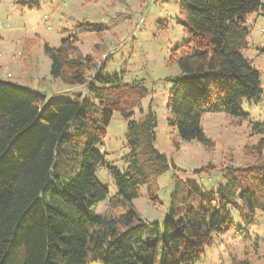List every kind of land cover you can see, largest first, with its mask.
Masks as SVG:
<instances>
[{
    "label": "trees",
    "instance_id": "16d2710c",
    "mask_svg": "<svg viewBox=\"0 0 264 264\" xmlns=\"http://www.w3.org/2000/svg\"><path fill=\"white\" fill-rule=\"evenodd\" d=\"M263 8V0L181 1L188 41L173 50L180 48V74L169 79L167 99L174 147L212 146L201 125L205 114L250 121L240 104H258L262 91L259 71L242 53L251 33L245 24ZM78 41L69 36L57 49L44 46L51 76L86 88L73 101L45 104L43 95L0 78V264H196L216 237L237 231L236 220L241 232L264 216V123L250 121L260 137L252 164L226 167L207 196L177 181L165 222L145 223L132 202L145 189L156 205L159 179L176 168L156 148L155 113L133 119L148 90L103 76L104 66L84 56ZM115 112L128 121L124 171L97 151ZM104 170L118 195L102 216L96 210L109 197L98 178Z\"/></svg>",
    "mask_w": 264,
    "mask_h": 264
},
{
    "label": "rangeland",
    "instance_id": "374dc122",
    "mask_svg": "<svg viewBox=\"0 0 264 264\" xmlns=\"http://www.w3.org/2000/svg\"><path fill=\"white\" fill-rule=\"evenodd\" d=\"M183 0H0V78L30 93L45 97V104L73 101L85 95L83 86H68L51 76V60L44 46L59 48L64 38L78 37L84 56H93L103 76L118 77L121 84H143L148 96L134 110L138 121L150 109L157 117L156 148L175 165L158 181L157 204L145 189L132 206L147 224H163L167 218L176 182H190L203 196L216 192L223 182L226 167L254 162V146L260 137L251 132L250 121L264 123V8L260 15L249 16L245 26L251 29L249 48L243 55L261 75L262 100L242 110L249 122H238L224 113L205 114L202 129L212 146L197 141L180 142L174 147L176 132L167 124L170 111L169 79L180 74L174 52L188 41L179 15ZM264 6V0H263ZM97 29H99L97 31ZM128 121L119 112L113 114L107 137L97 151L107 162L124 171L129 153L125 134ZM210 166L213 168L210 169ZM199 171V172H196ZM99 180L107 185L109 197L100 203L97 213L109 212L110 198L118 195L112 178L104 171ZM215 238L213 247L196 264H264V216L250 229Z\"/></svg>",
    "mask_w": 264,
    "mask_h": 264
}]
</instances>
